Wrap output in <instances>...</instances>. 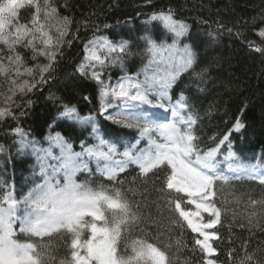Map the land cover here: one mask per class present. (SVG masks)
Wrapping results in <instances>:
<instances>
[{
	"label": "snow or ice",
	"instance_id": "obj_1",
	"mask_svg": "<svg viewBox=\"0 0 264 264\" xmlns=\"http://www.w3.org/2000/svg\"><path fill=\"white\" fill-rule=\"evenodd\" d=\"M147 3L151 4V0ZM25 7L33 8L34 14L29 22L22 23L19 21V10ZM149 19L162 22L174 39L171 45H158L150 36L142 37L149 54L148 65L143 70L144 80H139L137 73L136 76L121 77L116 85L104 82L101 72L96 70L97 66L103 68L107 62L123 68L124 55H132L126 42L115 43L104 37L85 44L84 60L78 66L81 76L96 81L98 85L97 116L135 134L130 137L123 134L117 137L115 143H108L99 135L94 117H81L75 106L66 104L60 116L82 125H91V136L98 143L89 145L81 141V151L76 152L73 144L60 133L49 135V146L46 148L35 147L34 141H24L22 137V146L31 144L37 153L36 163L42 182L35 183L19 197L7 187L6 182H0V264H57L56 250L50 241L45 240L53 234L67 240L69 251L68 257L59 259L58 264H172L166 251L172 245L161 246L160 237L177 227L196 234L193 251L200 252L201 264H219L213 242L220 237L214 229L222 224V211L226 209L218 206L216 185L218 181L227 184L229 177L218 174L221 171L218 157L225 147L228 149L225 160L235 156L230 136L232 131L239 132L244 125L237 120L232 131L215 146L207 149L200 147L197 135L200 117L194 104L183 91L177 94L175 103L170 94L180 72L191 68L195 61V54L188 45H184L179 58L174 53L178 40L189 32V25L174 18L171 9L151 13ZM70 23L69 17L61 16L53 0H42V3L41 0H0V45L7 52L5 54L4 50H0V74L15 73L17 77L25 73L33 74L35 69L24 67V56L17 50L20 47L31 50L32 60L43 56L48 61L42 66L37 65L39 81H11L13 87L5 96L9 107L0 109V119L14 118L10 105L17 92H30L37 84L47 83L44 73L52 69L60 54ZM53 27L55 36L50 31ZM228 31L231 32V29ZM258 35L264 38V27L258 30ZM38 42L42 47H38ZM255 50L264 52L259 47ZM101 52L107 55L102 58ZM113 53L119 54L113 56ZM148 67L154 68L152 75L148 74ZM145 106L162 109L165 117L171 114V119L150 113ZM124 138L128 143L120 153L116 144ZM141 143L145 146L140 147ZM54 149L59 150L58 155ZM117 155L122 158L115 159ZM85 158L96 159L97 172L111 186L104 183L93 185L90 181L77 182L78 173L92 175ZM130 165L136 166L137 178H142L144 184L152 177L159 179L158 172L164 173L162 186L155 189L158 193L155 201L149 203L130 198L128 193L135 196L136 188L123 190L126 181L120 180L119 176ZM260 183L264 184V179ZM173 192L184 196L175 197ZM184 197L187 198L186 205L194 206V210L182 207ZM258 203L264 206V200L251 201L252 205ZM152 204L158 212L163 205L169 212L177 213L178 217H169L167 228H164L150 211L145 215V209H150ZM148 224H157L156 236L145 231ZM135 232L140 235L133 236ZM20 235L28 237V240L22 242L18 238ZM176 245L177 248L183 246L179 239ZM242 248L244 255L239 257L237 264H264V257L257 259L254 252L249 253L246 243ZM235 252V249L228 252L230 261L234 259Z\"/></svg>",
	"mask_w": 264,
	"mask_h": 264
},
{
	"label": "trees",
	"instance_id": "obj_2",
	"mask_svg": "<svg viewBox=\"0 0 264 264\" xmlns=\"http://www.w3.org/2000/svg\"><path fill=\"white\" fill-rule=\"evenodd\" d=\"M53 2L61 16L69 17L71 23L67 26V35L52 69L44 73L47 83L37 84L30 92H17L10 105L14 118L0 119V182H6L7 187L12 188L18 197L26 194L35 183L42 182L36 163L37 153L31 144L22 146V137L24 141H34L35 147L46 148L49 146V135L60 133L73 144L76 152L81 151V141L89 145L98 143L91 136V125H82L60 116L66 104L75 106L81 117H94L99 135L108 143H115L117 137L123 134H127V137L135 134L132 130L120 129L111 121L97 116L98 85L96 81L81 76L78 66L84 60L85 44L104 37L115 43L126 42L128 51L132 53L131 56L124 55L123 68L119 64L107 62L103 68L96 67L104 82L116 85L121 77L136 76L137 73L138 79L144 80L143 70L148 65L149 54L142 37L148 35L158 45H171L174 39L162 22L150 21L149 16L171 9L174 18L189 25V32L178 40L174 53L179 58L184 45H188L195 54V61L191 68L180 72L170 94L175 103L177 94L183 91L194 104L200 117L197 124L200 147L207 149L215 146L225 134L232 131L237 120L244 125L239 132L232 131L230 136L231 150L235 156L225 160L228 153L225 147L218 157V168L221 170L218 174L229 177L227 184L218 181L216 185L218 206L226 209L222 211V224L214 229L220 237L213 242L219 264H237L239 257L244 255L242 245L245 243L247 251L254 252L257 259L264 257V206L251 204L252 200H264V184L260 183L264 179V52L255 50L256 47L264 49V38L258 35V30L264 27V0H151V4L147 0ZM33 14V8L25 7L19 10V21L27 23ZM105 25L109 27L105 28ZM50 31L55 36V28ZM38 47H42L39 42ZM0 50L7 54L3 45H0ZM17 50L24 56V67L35 71L32 75L25 73L19 77L15 73L0 74V109L9 107L5 96L8 89L13 87L12 80H27L29 83L39 81L37 65L48 63L43 56L32 60L30 49L20 47ZM100 54L102 58L107 55L104 52ZM146 70L152 75L154 68L148 67ZM85 96L89 99L85 100ZM145 107L150 113L166 120L171 119V114L165 117L162 109ZM127 143V138L117 143L118 152L122 153ZM144 146L141 143L140 147ZM54 152L59 154L58 149H54ZM115 158L122 157L117 155ZM89 168L92 175L78 173L77 182L90 181L93 185L104 183L111 186L106 178L99 175L94 165L89 163ZM137 173L136 166L130 165L125 173L120 174L119 179L126 181L123 190L136 188L138 191L135 196L128 193L130 198L149 203L155 201L158 197L155 189L162 186L164 173L158 172L159 179L152 177L147 184L142 182V178H137ZM173 195L184 196L174 192ZM186 200L184 197L182 207L193 210V206L186 205ZM149 211L164 228H167L169 217H178L177 213L169 212L163 205L158 212L155 204H152L150 209H145V215ZM157 227V224H148L145 231L156 236ZM138 235L139 232L133 233V236ZM195 235L189 229L182 231L177 227L160 237L161 246L172 245L166 249L172 264H185L186 261L187 264H201L200 252L193 251ZM18 238L22 242L28 240L24 235ZM178 239L183 245L180 248L176 245ZM45 240L50 241L56 250L57 264L59 259L68 257L67 240L57 234ZM231 249L236 252L230 261L228 252Z\"/></svg>",
	"mask_w": 264,
	"mask_h": 264
},
{
	"label": "rangeland",
	"instance_id": "obj_3",
	"mask_svg": "<svg viewBox=\"0 0 264 264\" xmlns=\"http://www.w3.org/2000/svg\"><path fill=\"white\" fill-rule=\"evenodd\" d=\"M94 160V162H96V159L95 158H92ZM104 163V162H103ZM194 207V206H193ZM194 210V209H193Z\"/></svg>",
	"mask_w": 264,
	"mask_h": 264
}]
</instances>
